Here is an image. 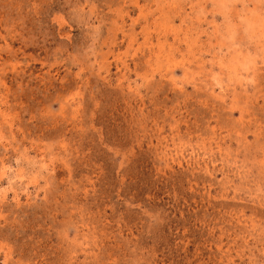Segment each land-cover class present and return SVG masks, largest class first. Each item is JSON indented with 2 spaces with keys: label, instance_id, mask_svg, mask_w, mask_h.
Listing matches in <instances>:
<instances>
[{
  "label": "rangeland",
  "instance_id": "374dc122",
  "mask_svg": "<svg viewBox=\"0 0 264 264\" xmlns=\"http://www.w3.org/2000/svg\"><path fill=\"white\" fill-rule=\"evenodd\" d=\"M0 264H264V0H0Z\"/></svg>",
  "mask_w": 264,
  "mask_h": 264
}]
</instances>
